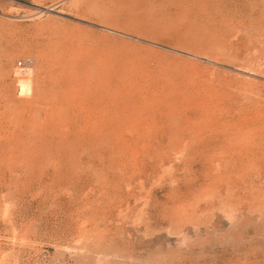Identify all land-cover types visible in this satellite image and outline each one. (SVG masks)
<instances>
[{
	"label": "rangeland",
	"instance_id": "obj_1",
	"mask_svg": "<svg viewBox=\"0 0 264 264\" xmlns=\"http://www.w3.org/2000/svg\"><path fill=\"white\" fill-rule=\"evenodd\" d=\"M0 264H264V0H0Z\"/></svg>",
	"mask_w": 264,
	"mask_h": 264
},
{
	"label": "built area",
	"instance_id": "obj_2",
	"mask_svg": "<svg viewBox=\"0 0 264 264\" xmlns=\"http://www.w3.org/2000/svg\"><path fill=\"white\" fill-rule=\"evenodd\" d=\"M32 66V61L29 59H25L21 62H18L16 67H15V72L14 74L16 76L22 75L24 73H27V71H29V69Z\"/></svg>",
	"mask_w": 264,
	"mask_h": 264
},
{
	"label": "bare ground",
	"instance_id": "obj_3",
	"mask_svg": "<svg viewBox=\"0 0 264 264\" xmlns=\"http://www.w3.org/2000/svg\"><path fill=\"white\" fill-rule=\"evenodd\" d=\"M30 72H31L30 70L27 71L26 75L28 76V74H31ZM18 93H19V95L20 94L29 95L31 93V85H30L28 80H25V81L20 80V82L18 84Z\"/></svg>",
	"mask_w": 264,
	"mask_h": 264
}]
</instances>
